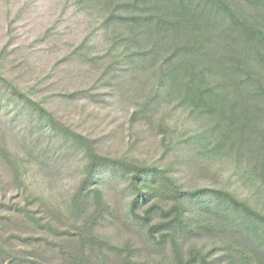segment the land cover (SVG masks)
I'll return each mask as SVG.
<instances>
[{"label":"trees","instance_id":"trees-1","mask_svg":"<svg viewBox=\"0 0 264 264\" xmlns=\"http://www.w3.org/2000/svg\"><path fill=\"white\" fill-rule=\"evenodd\" d=\"M63 1L90 15L109 44L103 76L121 79V96L141 98L132 121L158 122L166 151L183 153L179 166L228 167L235 179L228 186L185 187L156 164L102 155L87 136L12 87L41 130L86 157L77 191L58 213L76 224L72 264H104L109 249L138 264L131 249L100 237L94 216L81 218L91 209L111 213L100 188L105 173L127 179L129 220L156 245H170V264H264V0ZM0 156L24 186L15 199L0 196V264H50L33 237L20 248L10 241L25 235L13 228L19 223L55 226L46 215L57 213L52 198L26 187L21 155L0 145ZM190 237L211 238L223 252L185 250Z\"/></svg>","mask_w":264,"mask_h":264},{"label":"rangeland","instance_id":"rangeland-1","mask_svg":"<svg viewBox=\"0 0 264 264\" xmlns=\"http://www.w3.org/2000/svg\"><path fill=\"white\" fill-rule=\"evenodd\" d=\"M97 25L90 15L63 0H0V145L24 158L26 187L50 196L56 207L53 211L57 212L46 213L55 221L50 230L17 224L13 228L25 235L18 234L10 244L20 248L26 243L23 238L33 237L31 244L45 248L50 264H72L71 253L79 251L75 221L66 220L68 216L62 219L58 213L76 193L86 157L81 150L62 145L41 130L37 117L12 87L41 103L72 130L87 136L102 155L156 164L170 170L185 187L228 186L235 180L228 167L194 163L188 168L179 166L176 161L183 153L166 151L158 122L132 121L142 100L129 94L121 96L123 85L114 73L103 76V68L110 66L105 56L109 44ZM101 179L100 188L111 213L97 216L91 209L81 218L94 216L100 237L111 245L131 249L134 262L170 264V245H156L146 230L136 228L129 220L133 195L127 189V179L112 178L107 173ZM23 189L0 156V196L12 200ZM192 245L203 246L216 256L223 252L211 238L197 241L190 237L184 249ZM104 254V264H127L110 249Z\"/></svg>","mask_w":264,"mask_h":264}]
</instances>
